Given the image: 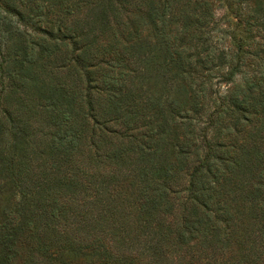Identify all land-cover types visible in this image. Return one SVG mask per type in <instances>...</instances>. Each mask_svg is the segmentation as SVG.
<instances>
[{
    "label": "trees",
    "instance_id": "trees-1",
    "mask_svg": "<svg viewBox=\"0 0 264 264\" xmlns=\"http://www.w3.org/2000/svg\"><path fill=\"white\" fill-rule=\"evenodd\" d=\"M226 1L235 46L216 0H0V264H264V0Z\"/></svg>",
    "mask_w": 264,
    "mask_h": 264
},
{
    "label": "rangeland",
    "instance_id": "rangeland-1",
    "mask_svg": "<svg viewBox=\"0 0 264 264\" xmlns=\"http://www.w3.org/2000/svg\"><path fill=\"white\" fill-rule=\"evenodd\" d=\"M243 4L244 3L240 5H232V2H228L226 0H216L215 2V13L219 26L229 30V37L224 35L227 40L224 42H227L229 46L231 38H233V41H235L232 43L235 46L239 40L242 39L244 42V40L248 37V34L245 33L242 22L239 20L238 9L239 7L244 8Z\"/></svg>",
    "mask_w": 264,
    "mask_h": 264
}]
</instances>
